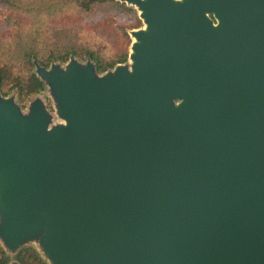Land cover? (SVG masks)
<instances>
[{"label": "water", "instance_id": "water-1", "mask_svg": "<svg viewBox=\"0 0 264 264\" xmlns=\"http://www.w3.org/2000/svg\"><path fill=\"white\" fill-rule=\"evenodd\" d=\"M118 1L145 26L129 65L34 68L64 124L0 95L3 244L42 234L49 264H264V0Z\"/></svg>", "mask_w": 264, "mask_h": 264}, {"label": "rangeland", "instance_id": "rangeland-1", "mask_svg": "<svg viewBox=\"0 0 264 264\" xmlns=\"http://www.w3.org/2000/svg\"><path fill=\"white\" fill-rule=\"evenodd\" d=\"M31 1L33 2L30 3ZM42 2V0H0V37L7 38L4 32L6 28L13 31L21 25L30 24L39 30V38L56 36L60 38V41L72 43L73 48L78 52L76 55H69V58L78 64H84L86 60H89L80 52L84 48L90 49L95 55L103 58L115 57L124 49L128 56L129 46L133 40V37L129 35L131 29L128 27L135 23L133 13L111 9L105 3L94 4L85 10L74 5L61 4L53 7L50 12L44 11V9L36 12L35 10L43 4ZM33 7L34 10H31ZM130 7L137 15L136 5H130ZM143 25L140 19L139 26L132 29L142 28ZM129 62L127 57L126 61L121 64L129 65ZM65 63L55 64L63 68ZM111 70L107 69L103 73L111 72ZM27 71L28 67L25 66L24 72L27 73ZM4 90L7 95L3 97H12L23 116L28 114L30 104L38 100L43 111L49 116L48 128L65 123L57 113L56 102L48 85L45 84L41 92L31 93L24 99L18 98L15 90L8 89V86L4 87ZM42 237V234L35 235L22 242L20 246L31 245L45 258ZM0 247L8 257H11L15 251V249L12 251L7 249L1 238ZM12 263L14 261L10 259L8 264Z\"/></svg>", "mask_w": 264, "mask_h": 264}, {"label": "trees", "instance_id": "trees-1", "mask_svg": "<svg viewBox=\"0 0 264 264\" xmlns=\"http://www.w3.org/2000/svg\"><path fill=\"white\" fill-rule=\"evenodd\" d=\"M43 4L35 11L50 12L57 5H74L83 10L94 4H107L111 9H120L134 14L135 23L128 27L132 29L139 26L140 18L135 15L130 5L118 0H42ZM31 1L30 3H32ZM34 10V7L31 9ZM39 30L30 24L21 25L15 30L5 29L6 37H0V95L6 96L4 87L14 89L18 98L24 99L31 93L43 90L45 82L35 73V66L48 68L52 63L67 62L69 55L75 54L76 49L69 41H60L56 36L40 37ZM93 64L94 72L102 74L107 69L124 63L127 58L125 49L115 57L103 58L95 55L90 49L80 50ZM24 65V66H23ZM23 66V67H22ZM28 67L27 73L24 67ZM12 259L17 264H49L40 253L31 245L18 247L11 257H8L0 247V264H8Z\"/></svg>", "mask_w": 264, "mask_h": 264}, {"label": "flooded vegetation", "instance_id": "flooded-vegetation-1", "mask_svg": "<svg viewBox=\"0 0 264 264\" xmlns=\"http://www.w3.org/2000/svg\"><path fill=\"white\" fill-rule=\"evenodd\" d=\"M209 18L213 21V23H215L216 22V20L213 18V16L212 15H209Z\"/></svg>", "mask_w": 264, "mask_h": 264}, {"label": "bare ground", "instance_id": "bare-ground-1", "mask_svg": "<svg viewBox=\"0 0 264 264\" xmlns=\"http://www.w3.org/2000/svg\"><path fill=\"white\" fill-rule=\"evenodd\" d=\"M180 1V0H179ZM143 28L145 29V26L143 25ZM136 41V40H135Z\"/></svg>", "mask_w": 264, "mask_h": 264}]
</instances>
